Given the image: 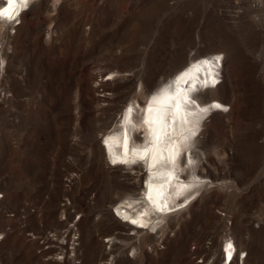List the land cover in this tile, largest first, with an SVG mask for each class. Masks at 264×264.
I'll return each mask as SVG.
<instances>
[{
    "label": "rangeland",
    "instance_id": "rangeland-1",
    "mask_svg": "<svg viewBox=\"0 0 264 264\" xmlns=\"http://www.w3.org/2000/svg\"><path fill=\"white\" fill-rule=\"evenodd\" d=\"M19 22L0 21V264H212L229 241L264 264V0H39ZM204 54L223 106L192 102L199 193L136 234L110 199L145 171L110 168L103 136Z\"/></svg>",
    "mask_w": 264,
    "mask_h": 264
},
{
    "label": "bare ground",
    "instance_id": "bare-ground-1",
    "mask_svg": "<svg viewBox=\"0 0 264 264\" xmlns=\"http://www.w3.org/2000/svg\"><path fill=\"white\" fill-rule=\"evenodd\" d=\"M37 3H39V0L38 2L27 0L26 4H21L20 0H14L13 15L16 12L19 13V17L15 15V22L18 19L22 21L24 16ZM0 6H7V0H0ZM29 7V11L22 12ZM2 20L6 23L2 25L4 28L6 25H10L7 17H0V21ZM7 29H14V27ZM212 56L215 55H197L189 63L178 68L167 80H164L156 88L148 91L145 100L148 105H146V109L143 112L144 123L142 122V118L138 121L136 120L132 104H125L121 113V119L115 129L103 136L101 148L105 156L115 161V163L110 161L112 166L119 165L117 167L109 165L110 168L124 170L121 166H133L135 163H138L140 164L138 168L141 167L145 171L141 177L142 183L140 181L136 185L137 187L129 186L133 191L132 194H126L129 196L127 203H124L118 197V193L114 198L110 199V205L116 211L113 213L115 219L130 231L136 229V234L143 233L142 229L144 228H149L156 234L159 233V230H165L167 225H169L168 220L173 217H167V215L175 213V211H172L175 210L174 208L178 211V209H182L184 205L197 198L199 193V189H197L199 186L198 176L195 172L190 176H184L182 175V169L188 174L186 168H183L188 162L190 164L187 165L188 170L192 167L190 171H194V161L198 159L192 151L191 146L193 145L192 139L198 132L203 112L199 111V109L195 111L196 108L199 107L205 112L211 109L209 105L212 103L214 104L213 106H223L220 100L205 96L208 92H212L213 87L219 82L218 76L214 73L215 68L213 69L210 63L203 66L200 65L204 61H211L210 58ZM196 61H198V64L191 71L187 72L188 75L184 76L178 83L175 82V77ZM219 73L222 75L221 71ZM168 84L171 87L168 88L167 93L156 94L162 87ZM219 87L220 85L217 86V90ZM194 89H196V93L193 91ZM192 92H194V95L191 94ZM153 97H157V99H153ZM191 97L199 104L197 107H194ZM149 105L151 106V111H149ZM129 106L131 108L128 111ZM135 131H140L145 134V137L149 135V141L146 145L141 144L142 139L137 134L135 135V139L138 144H131V135ZM144 149H147V152ZM185 150L189 153H187V162L183 156ZM121 161L126 162L123 163ZM127 178L129 180L131 177L127 176ZM136 191L143 193L141 199L139 198L141 194L137 195ZM116 214L121 219H118ZM133 220L136 223H133ZM231 244L233 245V249L230 251L233 257L230 264H234L237 259L240 260V256L243 253H241L239 246L234 241H231ZM221 254L223 258L221 259L219 255L214 259L212 264H221L225 260V256H227L228 261L230 260L225 250Z\"/></svg>",
    "mask_w": 264,
    "mask_h": 264
},
{
    "label": "snow or ice",
    "instance_id": "snow-or-ice-1",
    "mask_svg": "<svg viewBox=\"0 0 264 264\" xmlns=\"http://www.w3.org/2000/svg\"><path fill=\"white\" fill-rule=\"evenodd\" d=\"M21 4H26L27 0H20ZM14 6V0H7V6H0V17H7L8 21L11 22L12 20L15 19V15H18L19 13L16 12L15 15H13L12 9ZM217 60H219V57L215 58ZM203 63H208L207 61H204ZM188 75L187 72L182 73L180 76H178L176 78L175 82H179L180 80H182L184 78V76ZM171 87V85H169L168 87L164 88L162 91L164 93L168 92V88ZM179 91V90H177ZM153 99H157V97H153ZM192 102L194 103L195 100L193 99ZM177 107H179L177 105ZM216 107H219V105H216ZM149 111H151V106L149 105ZM147 122V121H146ZM145 152H147V149H144ZM115 163V161H113ZM121 162H126V161H121ZM150 198V197H149ZM133 223H136L135 220L132 221ZM233 249V245L231 244V242L227 243L226 247H225V252L228 253V258H231V251Z\"/></svg>",
    "mask_w": 264,
    "mask_h": 264
},
{
    "label": "built area",
    "instance_id": "built-area-1",
    "mask_svg": "<svg viewBox=\"0 0 264 264\" xmlns=\"http://www.w3.org/2000/svg\"><path fill=\"white\" fill-rule=\"evenodd\" d=\"M3 238H4V237H3V236H1V239H0V240H3ZM244 258H245V256H244ZM227 261H228V260H227ZM229 264H230V262H229Z\"/></svg>",
    "mask_w": 264,
    "mask_h": 264
}]
</instances>
